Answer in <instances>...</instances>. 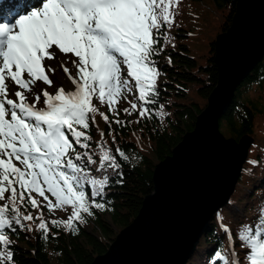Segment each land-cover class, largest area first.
<instances>
[{"label":"trees","instance_id":"16d2710c","mask_svg":"<svg viewBox=\"0 0 264 264\" xmlns=\"http://www.w3.org/2000/svg\"><path fill=\"white\" fill-rule=\"evenodd\" d=\"M201 1L150 0V41L142 47L136 79L124 72V89L107 100L99 81H90L88 109L66 123L69 143L61 158L68 161L65 172L81 200L50 207L13 173L1 176L0 264H92L138 216L153 191L155 165L173 156L183 136L194 130L218 81L215 38L231 25L237 0H209L201 59L191 40L164 41L167 23L180 37L199 33L194 3ZM263 84L264 58L237 87L219 120L228 137L254 138L230 209L219 210L241 264H250L264 241ZM253 88L257 97L247 95ZM186 264H231L229 241L215 215Z\"/></svg>","mask_w":264,"mask_h":264},{"label":"rangeland","instance_id":"374dc122","mask_svg":"<svg viewBox=\"0 0 264 264\" xmlns=\"http://www.w3.org/2000/svg\"><path fill=\"white\" fill-rule=\"evenodd\" d=\"M146 1L147 0H109V2H106V0H104L103 3H97L95 5L92 15L89 16L91 26L89 27L87 33L82 31L77 34H73L69 31V28H65L67 31L64 34L57 36L54 39V43L47 47L46 73L49 80L55 81L52 82V87H47L50 93L58 95L59 92L64 91L65 94H67L69 90L72 91L75 88V83L78 84L79 81L86 80L89 63H96L100 59L107 58L106 60L110 64L113 60L111 51H124L129 44L125 35L135 32L136 24L134 22V18L137 12H146ZM194 5V11L200 14L199 23L201 26L199 33L195 34L193 32V34L188 37H180L176 35L177 30H174L173 28L171 31L169 28L170 24L167 23L165 25L164 41L176 44L177 41L190 43L191 40V46L194 48V51L198 55L199 59H201L204 56L205 29L208 26L211 5L209 0H202L201 2L194 3ZM216 16L218 17L219 15L217 14ZM166 20L167 18L165 17L164 21ZM96 25H98V27L94 29ZM139 25L142 26V23L139 22ZM86 36H89L96 45L91 46L86 43L88 56L83 57L81 54V44ZM114 48H116V50ZM28 74L32 75V72L29 71ZM20 84L21 83L11 82L5 73V69L0 65V102L12 101V92L15 87L22 89L23 95L25 96L27 91L24 87L25 85ZM38 84L40 88L43 87L41 82L38 81ZM258 92V88H253L251 91H247V95L257 97ZM58 97L61 96L58 95ZM24 101L25 103H28L31 101V98L26 97ZM34 104L45 107L48 105V102L46 99L41 98L38 103L34 100ZM60 104H62L63 108L67 110L65 118L56 116L54 111L52 113L53 118L46 120V123H52V128L57 125L58 130L62 121L68 118L70 114H77L81 108L78 105L71 103L67 97H61ZM14 112L15 110H13V108H9V112L6 114L9 121H5L3 123L4 127L16 130H12L15 135L14 139H10L5 136L0 138V149L7 150L10 154V158H7L6 156V158H3L0 155V164L5 165L8 169L11 168L12 170H17L18 166L16 165V169L14 168L15 165L12 163L13 157H11V154L15 153L23 160L24 165H27L28 184L36 191L37 189H40L44 183L49 182L52 184L53 181L59 179L56 175H53L55 179H53V181L51 180L50 174L54 172L55 168L47 161V157H58L60 151L55 145V140L60 141V138L56 137L54 140L52 136L54 132H51L50 136H44L41 138L44 142L41 143L40 136L38 137L35 131H33L40 145L39 149L33 150L29 145H27L24 138L25 129L28 128L25 123H23L22 120H15L14 123H12L11 119L13 118ZM30 117L40 118L36 113L31 114ZM1 119L3 122V116H1ZM60 120L61 122L58 123ZM223 134L228 137L226 132ZM49 144L55 152H52L49 155L48 153L46 155L41 154V145L48 148ZM26 148L27 150L23 152V149L25 150ZM38 193L41 194L42 190H39ZM64 194L65 192L61 186L51 185L48 188L47 200L50 203H53L54 196H63ZM223 208L230 209V206L227 204Z\"/></svg>","mask_w":264,"mask_h":264},{"label":"water","instance_id":"95a60500","mask_svg":"<svg viewBox=\"0 0 264 264\" xmlns=\"http://www.w3.org/2000/svg\"><path fill=\"white\" fill-rule=\"evenodd\" d=\"M245 1V4L248 7H251L254 4L258 6V3L264 4V0H237L236 12L233 16L232 24L226 31L217 35L215 39L214 49L215 62L218 66V81L207 98V104L205 108L201 111L200 114H198L196 118L194 130L187 132L183 136L184 140L182 139V141L173 149V156H169L167 159L163 161L161 160L155 165L153 176V191L144 197L143 207L140 210V213L133 220L130 226L124 227L117 233L115 239L110 244L106 253L97 255L94 258L92 264H150L149 256L151 253L157 252L160 240L167 235L168 232L165 228L168 225L169 220L173 216V213L175 212L177 203L179 201L182 203H186L187 198L184 199L185 190L183 184L184 182H186V184L188 183L187 185H189V182L180 181L183 175V173H181V170L185 171V157L183 156V153L181 151L178 153V155H175V150L177 151L179 147L185 143L186 136H192L190 138H193L197 131V127L199 125V120L201 119V117L203 118L201 127L207 128L208 135L227 143L231 141L230 143L238 147L242 145V151L239 160L236 162L235 174L231 180L230 187L224 194L223 198L219 202L211 206L206 211V213H204L205 216L203 215V217L199 221V225L193 233L192 240L189 241L188 245L185 247L186 249H184V253L178 264L187 263L189 258L195 252L199 239L204 234L210 219L216 212L219 211V209H222L227 204H229L236 183L241 175L243 165L247 159L248 149L253 142V138L248 135L242 136L239 140H235L231 137H224L219 129V120L231 104L238 85L264 56L263 48V52L260 51V53L258 54L259 56L257 55L252 61L253 63H250L251 65L249 64L248 66H245L242 70L239 69L237 73L235 72L236 66L233 63L230 69L232 80L228 78L226 61L227 59L223 55H234L233 53L236 48L234 45L232 46V43H234V41L236 40L235 38L238 37L237 33H234L235 30L237 31L236 21L241 22L243 19L235 18L237 14H239V5L243 4V2ZM255 33H257V31ZM219 46L221 47V53L223 54L221 55V57L224 60L222 62V65L219 62L218 56ZM239 51H241V48L239 49ZM220 79L223 80V83L229 84V87L227 88L226 94L223 98H220V92L223 88V86L219 87ZM213 95L214 102L211 106L210 103ZM181 198L183 199L181 200ZM176 220H179L178 216L176 217ZM171 225L172 223L168 228H170Z\"/></svg>","mask_w":264,"mask_h":264},{"label":"bare ground","instance_id":"6f19581e","mask_svg":"<svg viewBox=\"0 0 264 264\" xmlns=\"http://www.w3.org/2000/svg\"><path fill=\"white\" fill-rule=\"evenodd\" d=\"M27 1L21 0L24 3ZM245 3L246 1L239 5V14L235 18H243L241 22L236 21L237 31L234 33H237L238 37L232 43L236 52L234 51V55H223L221 45L219 46V62L222 65L224 61L221 55L226 57L227 76L231 80L230 69L233 63L237 73L239 69L248 66L264 48V4L258 3V6L254 4L248 7ZM221 86L223 88L220 98H223L229 84L220 79L219 87ZM213 102L214 95L211 98V106ZM202 119L201 117L199 120L193 138L186 136L185 143L175 150V155L181 151L185 157V171L181 170L183 175L180 181L189 182V185L186 182L183 184L184 199H187L186 203H177L175 212H172L173 216L171 215L165 228L167 235L160 240L157 252L149 256L150 264H178L204 213L223 198L235 174V165L241 156L242 145L238 147L230 143L231 141L227 143L211 137L207 128L201 127ZM177 216L179 220H176Z\"/></svg>","mask_w":264,"mask_h":264}]
</instances>
